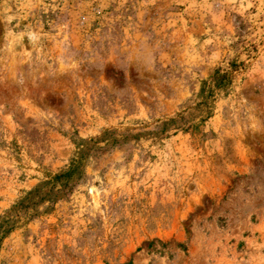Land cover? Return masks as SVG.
I'll return each mask as SVG.
<instances>
[{"label":"rangeland","instance_id":"1","mask_svg":"<svg viewBox=\"0 0 264 264\" xmlns=\"http://www.w3.org/2000/svg\"><path fill=\"white\" fill-rule=\"evenodd\" d=\"M0 264H264V0H0Z\"/></svg>","mask_w":264,"mask_h":264},{"label":"trees","instance_id":"2","mask_svg":"<svg viewBox=\"0 0 264 264\" xmlns=\"http://www.w3.org/2000/svg\"><path fill=\"white\" fill-rule=\"evenodd\" d=\"M182 120V117H179V121ZM171 122H177V119L176 120H171ZM114 142V141H112Z\"/></svg>","mask_w":264,"mask_h":264}]
</instances>
